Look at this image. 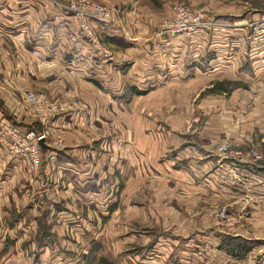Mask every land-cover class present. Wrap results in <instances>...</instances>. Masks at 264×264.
<instances>
[{"label": "crops", "instance_id": "0c3cea01", "mask_svg": "<svg viewBox=\"0 0 264 264\" xmlns=\"http://www.w3.org/2000/svg\"><path fill=\"white\" fill-rule=\"evenodd\" d=\"M135 1L122 3L130 4L123 20L138 14L132 12L138 5ZM239 3L221 0L207 6L206 17L227 25L201 31L192 40L183 35L150 36L143 41L132 35L125 37L122 33L127 31L119 24L121 14H115L110 24H95L96 32L106 42L127 45L111 49L110 59L103 60L54 0H0V264H82L89 248L96 252L99 263L114 261L112 255L109 258L99 253L103 248L109 254L124 256L126 264H133L136 253L132 251V229L128 230L130 236L126 233L120 238V228L111 219L116 212L120 214L121 202L122 214L133 218L138 211L134 197L141 196L146 197L144 205L153 204V212L165 215V221L155 220L156 223L174 230L170 235L153 237V253L159 251L157 245L171 252L174 247H168L170 242L181 252L184 243L197 246L207 242L213 247L223 228L210 224L205 230L194 228L189 232L187 227L192 225L188 220L192 218L183 219L175 204L185 202L190 208L198 197L206 198L210 205L241 202L242 193L236 190L243 191L245 186H251V194L256 197L244 229L245 232L249 228L256 244L249 264H264V168L246 164L244 167L250 168L257 181L226 184L221 177L230 170L244 172L242 156L222 157L217 166L219 151L213 146L215 142L210 144L211 140L227 136L240 146H257L258 137L264 139V55L252 53L244 37L249 20L264 16V12L254 8L252 17L241 16L243 5ZM70 33L76 34L75 40H68ZM62 73L75 89L72 91L80 94L85 110L80 114L77 111L75 117L66 112L55 119L64 137V149L46 148V164L44 168L40 165L43 172L28 180L21 172L24 178L19 181L22 165L5 154L4 129L8 125H28L22 100L24 90L35 89L50 96L68 87L60 78ZM123 78L136 89L148 87L146 95L130 96L123 88ZM223 78L243 84L225 97L217 94L211 99L221 113L214 112L207 122L197 126L198 136L188 134V127L181 120L168 124L149 122L157 121L163 106L173 99L188 98L210 81ZM101 87L106 89L102 92ZM148 95L153 100L142 105L141 97ZM113 108H117L118 123L110 121L114 118ZM226 111L230 114L223 113ZM76 120L86 122L82 131ZM95 130L117 132L119 142L108 144L114 143L109 160H101L106 153L98 155L94 145L85 143L96 135ZM69 163H74L75 170L68 167ZM118 163L120 181H101L93 173L95 169L85 173L89 167L96 168V164L108 171L111 164ZM49 167L64 178L60 180L63 183L59 196L66 208L39 213L43 203L50 207L56 202L50 200L53 189ZM103 183L108 189L103 188ZM114 192L115 196L118 193V205H113ZM39 217L46 222L44 238L38 235ZM145 218L148 222L149 217ZM151 240V235H143L139 245H150Z\"/></svg>", "mask_w": 264, "mask_h": 264}, {"label": "rangeland", "instance_id": "374dc122", "mask_svg": "<svg viewBox=\"0 0 264 264\" xmlns=\"http://www.w3.org/2000/svg\"><path fill=\"white\" fill-rule=\"evenodd\" d=\"M98 1H102V0H98ZM107 1L109 2L112 1V3H108ZM124 1L126 2V0H104L103 2L112 8L113 15L120 13L121 14L120 18H121L122 15H125L124 12L128 10L130 7L129 3L122 6V3H124ZM174 1H178V0H136L134 4L138 3V5L134 6L135 7L134 9L136 10L132 9V12L138 13V14H136L135 17H130V20L128 18H126L128 20L126 19L123 20L122 18L121 19L119 18L120 26H122L123 29L127 31V33H122V34L125 35V37L129 35L136 36L140 39V41H143L144 39L150 36L155 37V34L158 30L159 21L162 18L170 15L171 5L174 3ZM179 1L185 2L189 7L202 8L206 11L207 6L212 7L210 6L211 4L218 3L221 0H197L195 1V3L188 1V0H179ZM236 1L238 2V0ZM239 1L241 2L239 4L243 5L241 8V13H240L241 16L249 15L252 17L253 11L251 10L255 11V9L259 10L258 12H264V0H239ZM99 41L104 43L110 51L111 49L118 48L119 47L118 45L120 46L127 45L122 42H119L118 45L113 44L112 42L109 43V42H106L104 38H100V37H99ZM59 75H61L60 76L61 80L67 83L68 87H66L64 90H60L62 92L60 93L54 92L50 94V96H47L43 92L42 93L47 98L48 97L50 98L51 97L52 98L65 97L66 94H71L72 97H71L70 107L73 109H70L68 112L70 113L69 115H72L73 117H75V114L77 111L80 114L82 111L85 110V106H83V103L81 102L80 94L77 92L76 94L75 91H72L75 89H73V87L69 84L70 83L69 79L66 78L63 73ZM123 80H124L123 88L126 91V93H128V90L126 89L127 82L125 78H123ZM237 87H241V86L239 82L236 80L228 79V78H223L220 80L214 79L210 81L209 84H207L203 89L199 90L198 93L195 92L192 95H190L188 98H182V97L175 98L172 100V102L169 103V105L167 106L164 105L163 111L158 116L157 121H151L149 119L147 120H149L150 123L160 122L161 124H168L169 122L177 123L179 120H181L184 123H186L188 127L186 131L188 134L198 136L197 132L199 130H197V126L201 125L204 122H207V120L210 119L211 114H213L214 112L215 114H219V115L221 113L220 109L214 106V104H212L211 99H213L217 94H220L221 96L225 97ZM103 89L105 90L106 88H102V87L100 88L102 92L104 91ZM110 89L108 88L107 90H110ZM140 90H143L142 94L146 95L147 93L146 91L148 90V87H146L145 89H140ZM129 95L128 97H126L127 94L125 96L126 102H128L127 100H129L130 96H132L133 94H131L130 96ZM141 98H142V105H146L147 103L153 100V97H151L150 95L141 97ZM22 100H23V95H22ZM116 109L117 108H115V110L114 108L113 110L110 109L111 112H113L112 117H114L113 120H110L112 123L114 122L118 123L117 118H116L117 116ZM223 113L229 115L230 111H226ZM227 119L228 118L226 116L222 120L225 122ZM76 122H77V126L81 128L80 131H82L86 122H84V120L82 121L76 120ZM111 126H114V125L111 124ZM95 131H96V135H92L94 139L92 138L91 141L88 142L90 139L89 138L86 140L85 143L86 145L87 144H90L92 146L94 145L96 149L95 152L98 155L102 153H106V155L104 154L103 158H100L101 160L103 159L109 160L110 158L109 153L114 148L111 144H114V143H111L110 145L108 144L110 142H119V139L117 137L118 135L116 134L117 132L113 130H110L109 133H107V131H104V133L97 132V130ZM223 135H222V138H223ZM257 141H258L257 146L255 143H253V145L244 143L242 146H240L238 144L233 143L230 140V137L228 136L219 141L211 140L210 144H213L215 142L213 146L215 147L216 150L219 151V154H216L217 155V159H216L217 166L221 165V162L223 161L224 157H226L227 159V158H231L235 156L240 158V156H242L241 157L242 159L241 158L240 159L242 162L241 165H243V167L246 164H255V166L259 167L260 165L264 168V148H263L264 139L260 140V137H258ZM78 143L79 142H77V144ZM80 148H82V146H80ZM63 149L64 147L60 149V151H62ZM70 156H73V159H75V155L69 154V158ZM46 157L47 156L43 154L42 161L35 170V176L36 174H41L43 172L42 168H44V165L46 164V160H47ZM40 165H43V167ZM68 167L71 168V170H75L74 163H69ZM48 169H49L48 171L52 170L50 167ZM93 170L95 171L93 172L94 174L96 175L98 174L97 176L99 180L101 177V181H103L106 178L110 180L111 179L113 180L116 179L118 181L121 180V173H120L121 169H120L119 163L117 165L111 164L108 171H107V168L105 169V166H101V165L98 166V164H96V168H94L93 166L89 167L85 173H90ZM21 172H23V170H21L18 174L19 181H22V179L24 178ZM23 173L25 174V172ZM70 173L73 175V171H70ZM12 179L15 180L16 178L12 177ZM26 179H27V176H26ZM63 179L64 178L61 175H59L58 172L54 170L51 171L50 187L53 189V192L50 193L49 195H51L50 200L54 199L56 202H52L50 207L46 203H43L42 207L39 208V211H38L39 213L42 211H48V209L51 211H57V212H59L60 210H65L66 205L64 201H62V198L60 199V196H59V193H60L59 190L61 188L60 186L63 183V181L61 182L60 180H63ZM221 179L224 183L229 184V185L231 184L232 186H235V184L237 183L244 184L247 182L251 183L253 181L254 182L257 181L255 180V176L252 175V172L250 171L249 167L248 168L244 167L243 173L230 170V173H228L224 177H221ZM103 185H104L103 188L105 187L106 189H108L107 188L108 185L104 183ZM236 191H238V193H242L243 199H241V202H239L238 200L237 201L235 200L233 202L230 201L229 203H215L213 205H210L209 203H206L205 201L206 198L198 197L199 199H197V202L195 203V205H192L190 208H187V206H185V202H183L182 204L178 206L175 204V207H176L175 209L179 210V215L183 219H185V216L192 218L188 220V222H190V224L192 225L191 227H187L189 232L193 231L194 228L205 230L207 229V226L210 224L211 226L214 225L215 227L219 229L223 228L222 232L218 233V235L216 236V239L214 240V243H213V247H211V245H209L207 242L199 243L197 246L190 245V243L189 244L184 243V245L186 246H184V251L181 252L180 250L176 249V245L174 242L173 243L170 242L168 247L170 248V245L174 247V249L171 252L166 251L167 248L165 249L161 247L162 245H157V247H159L158 249L159 251H155L153 253V248L154 246H156L155 245L156 242H154L153 237L157 239V237L170 235L172 234L171 230L173 229L172 228L164 229L161 226V224L156 223L155 220L165 221L164 220L165 215L163 217L156 210L155 212H153L152 211L153 208L155 209V207L152 206L153 204H149L150 207L149 205H144L143 203L146 202L145 196L134 197L135 205L138 206V211L133 213L132 215L133 218L131 217L126 218V216L122 214V211L124 210L122 209L123 202H121L120 204L121 212L120 214L116 212V215H115L116 218L113 217V219H111V222H113L115 225H117L120 228V230H117L118 237L120 238L125 237L126 233L128 234L127 236H130L129 234L130 232L128 230L132 229L131 232L133 233L134 240H135L132 251L136 253L135 257L133 258L135 259L133 264H249L251 263L250 262L251 259H254V256H255L254 246L256 244L253 239V234L249 232L250 231L249 228L247 227L248 229L245 232H244V229L246 227V221L249 219L252 213L251 204L256 202V197L253 194H251L252 193L251 186H247V187L245 186L243 191H240V190H236ZM22 192L23 191H20V193ZM20 193L18 194L19 197L21 196ZM53 193L55 194L54 196H53ZM117 195L115 196V192H114L115 202L113 205L119 204ZM206 211H208L207 214L205 213ZM145 217H149L148 222L145 221L146 219ZM182 221L185 222V220H182ZM184 228L186 227L183 226L182 229ZM240 228H242V230ZM250 234L252 236H250L249 238ZM143 235L144 236L146 235L147 237L151 235L152 243H150V245L149 244L144 245V246L139 245L140 243H143L142 241ZM230 237H232L233 239L231 240H234L235 242L244 241L246 244L250 246V249L244 254L240 251H237L239 252V255H235L232 253L229 254L225 249L226 246L223 245L224 244L223 241L224 240L226 241V239ZM65 240L67 239L65 238ZM86 240H87V236H86ZM67 241L70 242V237H69V240ZM55 242L53 243L55 244ZM220 243L221 245H223L222 247L219 245ZM205 244H207L208 246ZM227 249H228V246H227ZM99 253L104 254L105 256H109V258L113 256V260H114L113 264H126L127 260H124L125 259L124 256H118L119 253L116 254L117 256L113 255V253L109 254V251L103 248L101 251H99ZM97 257L98 255H96V252H93L90 264H106V262L99 263Z\"/></svg>", "mask_w": 264, "mask_h": 264}, {"label": "built area", "instance_id": "2783aa9c", "mask_svg": "<svg viewBox=\"0 0 264 264\" xmlns=\"http://www.w3.org/2000/svg\"><path fill=\"white\" fill-rule=\"evenodd\" d=\"M60 8L67 12L78 33L80 32L96 50L103 60L110 59L111 51L99 41L95 24L106 26L113 19V10L103 1L98 0H54ZM202 8L189 7L183 1H174L171 5L169 16L159 21L156 38L164 36L183 35L192 40L201 31L218 29L227 25L205 16ZM248 49L252 53L264 55V16L250 19L244 32ZM75 33L68 35V40L73 41ZM28 125L5 127L6 141L5 154L11 159L21 162L22 170L27 179H31L35 170L42 161L46 148L60 150L64 147L62 131L58 128L55 119L68 112L71 108V94L65 97H46L38 90L26 89L23 91ZM42 139L44 146L39 147L38 140ZM222 148V147H220Z\"/></svg>", "mask_w": 264, "mask_h": 264}, {"label": "trees", "instance_id": "16d2710c", "mask_svg": "<svg viewBox=\"0 0 264 264\" xmlns=\"http://www.w3.org/2000/svg\"><path fill=\"white\" fill-rule=\"evenodd\" d=\"M239 84L241 86L243 83L239 82ZM126 89L131 94H133V93L142 94L143 93V90L136 89L133 86H130L129 84L127 85ZM42 212L44 213L46 211H42ZM37 219H38L37 223H38L39 230H40V234H38V235H39L40 238H44V237H46V235H45L46 222H45V220L42 217H39ZM231 239H233V238L230 237V238L226 239V241L225 240L223 241V243H224L223 245L226 246L225 249H226V251L229 254L232 253V254H235V255H239V252H237V251H240V252H242L244 254L250 249V246L248 244H246L244 241L243 242H235L234 240H231ZM219 245L221 247L223 246V245H221V243ZM227 246H228V249H227ZM92 253H93V249L89 248L88 253L86 254V257L84 258L82 264H90L91 258H92Z\"/></svg>", "mask_w": 264, "mask_h": 264}, {"label": "water", "instance_id": "95a60500", "mask_svg": "<svg viewBox=\"0 0 264 264\" xmlns=\"http://www.w3.org/2000/svg\"><path fill=\"white\" fill-rule=\"evenodd\" d=\"M38 144H39V147L42 148L44 146V143L42 141V139H39L38 140Z\"/></svg>", "mask_w": 264, "mask_h": 264}]
</instances>
